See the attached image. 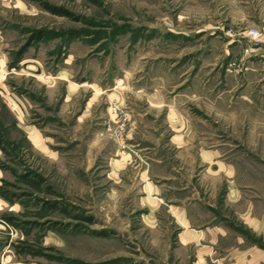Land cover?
I'll return each mask as SVG.
<instances>
[{
	"label": "rangeland",
	"instance_id": "obj_1",
	"mask_svg": "<svg viewBox=\"0 0 264 264\" xmlns=\"http://www.w3.org/2000/svg\"><path fill=\"white\" fill-rule=\"evenodd\" d=\"M251 29L264 0H0V264H264Z\"/></svg>",
	"mask_w": 264,
	"mask_h": 264
},
{
	"label": "crops",
	"instance_id": "obj_2",
	"mask_svg": "<svg viewBox=\"0 0 264 264\" xmlns=\"http://www.w3.org/2000/svg\"><path fill=\"white\" fill-rule=\"evenodd\" d=\"M178 216H179V219L181 220L180 222L182 224L188 223L189 218L187 216V211L185 209L183 211H179ZM253 228L258 229V228H260V225L257 223L256 226H254ZM199 233H200L199 235L189 234L188 236L195 238V239H198V238L199 239H203V238L205 239V237L208 236L211 244H213V243L217 244V242H219L220 239H223V240L225 239L226 235L228 234V231H227V229L215 227L214 230L211 229L210 231H205V232L200 231ZM235 242L237 244H239L240 243L239 238H235Z\"/></svg>",
	"mask_w": 264,
	"mask_h": 264
},
{
	"label": "built area",
	"instance_id": "obj_3",
	"mask_svg": "<svg viewBox=\"0 0 264 264\" xmlns=\"http://www.w3.org/2000/svg\"><path fill=\"white\" fill-rule=\"evenodd\" d=\"M247 35L250 37L251 40L255 41L256 43L264 42V35L256 29L249 30Z\"/></svg>",
	"mask_w": 264,
	"mask_h": 264
}]
</instances>
